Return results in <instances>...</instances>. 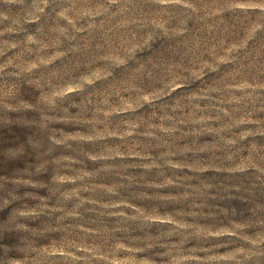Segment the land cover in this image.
I'll list each match as a JSON object with an SVG mask.
<instances>
[{"label": "rangeland", "instance_id": "rangeland-1", "mask_svg": "<svg viewBox=\"0 0 264 264\" xmlns=\"http://www.w3.org/2000/svg\"><path fill=\"white\" fill-rule=\"evenodd\" d=\"M0 264H264V0H0Z\"/></svg>", "mask_w": 264, "mask_h": 264}]
</instances>
